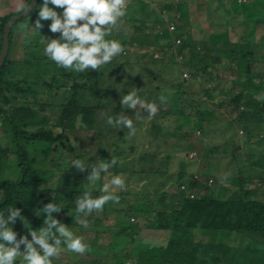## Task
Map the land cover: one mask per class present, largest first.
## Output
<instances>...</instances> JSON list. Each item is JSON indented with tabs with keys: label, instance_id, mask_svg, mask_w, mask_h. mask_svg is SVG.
<instances>
[{
	"label": "trees",
	"instance_id": "16d2710c",
	"mask_svg": "<svg viewBox=\"0 0 264 264\" xmlns=\"http://www.w3.org/2000/svg\"><path fill=\"white\" fill-rule=\"evenodd\" d=\"M48 1L39 0L28 17L15 23L8 38L9 52L0 68V129L9 139L5 148L0 146V209L18 213L17 221L23 228L17 232L26 228V235L18 240L23 249L29 252L31 241L27 237L34 232L37 240L46 243L41 252L50 264H67V254L60 250L52 253L51 249L58 247V237L64 240L67 236L62 222H68L69 230H72L71 224L77 227L79 242H83L81 235L85 231L93 234L83 256L87 264L93 258L90 264H103L107 260L116 264L114 260L118 256L121 264H146L147 257L155 251L161 252L159 264H264V165L262 162L260 166L248 164L250 156L242 152L258 156L251 152L255 146L251 142V122L247 116L264 124V35H256L253 29L256 24L264 25V11L255 3L258 1L264 9V0L248 1L247 7L256 12L248 10L246 14L240 12L245 8L240 0L207 2L210 15L216 16L218 11L224 10L227 12L225 25L237 23L243 29L241 35H236L235 45L230 43L227 32L207 36L204 33L207 31L199 30L202 37L193 39L188 5L194 0H170L157 9L150 8L157 16L156 21H151V14L142 19L122 13L125 23L120 30L116 29L114 38L110 34L104 36L111 48L139 46L155 49L162 55L165 50L170 53L164 62L150 57L147 62L136 65L128 64L129 55L121 63L111 57L106 62L90 64L83 61L59 64L50 55L44 57L41 51L47 46L41 42L44 35L41 26ZM98 1L101 5L93 8L104 11L114 8L107 6L105 0ZM121 1L128 3L129 0H111L114 4ZM31 2L15 0L12 3L15 15L27 9ZM175 5L181 7H175L176 12L182 10L185 15L180 12L179 21L171 22L176 28L170 34L160 22H164V12H173L171 7ZM68 6L65 5L67 11ZM77 7L75 4L71 12L79 11L80 16H84L86 5ZM11 17L0 16V54L3 29ZM246 21L247 25L241 23ZM20 26L35 28V39L26 43L33 49L35 61L23 62L34 67L30 74L17 69L24 66L21 63L12 72L17 63L9 60L14 34ZM91 33L83 34L90 37ZM71 37L65 44H70ZM178 56L182 57L181 61H177ZM124 68L126 71L122 74ZM218 69L237 77L227 86L229 91L220 86ZM22 71L24 76H20ZM185 72L189 79L183 78ZM142 73L149 82L143 81ZM219 95L226 98L221 100ZM200 96L229 113L233 111L235 120L227 121V126L222 123L215 126L209 116L218 115V112L214 114L215 110ZM256 106L258 111L253 110ZM179 122L191 133L180 129ZM239 125H243L240 136L235 131ZM253 126L257 128L258 125ZM75 131L79 135L72 137L70 134ZM171 139L174 141L169 144ZM82 140L94 142L97 150L93 151ZM216 140H222L221 144L214 147L207 144ZM30 151L34 157L30 156ZM166 151L170 154L159 155ZM98 153L104 156L100 166L81 168L85 161L96 162ZM174 153L188 156L195 153L193 159H186L195 161L197 167L188 172L185 159L180 157L178 162L184 167L171 175L167 166ZM214 155L218 156L215 161ZM11 156H15L14 180L5 169ZM143 161L148 162L147 168L139 167ZM129 165L133 168L127 176L122 174L125 181L119 178V173ZM46 171L48 175L58 174L54 185H46V179H41ZM106 176L119 180L118 192L105 185ZM162 179L166 182L163 187L166 191L156 188L159 195L151 199L150 181L160 186ZM219 180L231 182L233 197L240 198L238 203L221 196L223 186ZM217 181L221 188H217L218 197L214 198L212 187ZM139 183L142 184L137 189L135 185ZM181 186H185L194 198L185 195ZM198 194L203 196L197 197ZM202 203H215L229 209L224 210V214L227 212L225 221L220 213L199 219L196 227L201 230L202 238L209 239L206 244L194 241L197 235L190 229L193 227L178 223L182 206ZM234 204L240 206L239 214L234 211ZM230 211L234 212V219ZM132 212L151 215L150 224L141 229L142 218L129 217ZM130 218L132 221L125 223ZM28 228L33 231L28 233ZM220 230H227L241 239L236 238L238 244L229 246L231 237L219 236ZM110 233L114 242L97 246L98 240L103 242ZM212 237L215 243L210 241ZM5 238L6 235L0 233V244ZM117 238L121 240L118 246L115 245ZM114 246L120 247L119 255ZM100 248H107V254ZM28 259L25 263L6 259L1 264H29Z\"/></svg>",
	"mask_w": 264,
	"mask_h": 264
},
{
	"label": "rangeland",
	"instance_id": "374dc122",
	"mask_svg": "<svg viewBox=\"0 0 264 264\" xmlns=\"http://www.w3.org/2000/svg\"><path fill=\"white\" fill-rule=\"evenodd\" d=\"M15 0H0V16H9V15H15L16 12V8L12 5V3ZM170 0H129V2L122 8L121 11L116 10L117 12H119V14H117V18H111L112 16V11L113 9L110 8L111 10L104 11L103 9L97 10L94 9L92 6L89 5V7L84 8V14L86 16V20L89 21L90 19H92V17H95V24L96 22L98 23H106V26L110 27L112 26L111 23H121L123 21V16L122 13L126 14V16H128L127 14H129V16L134 17L138 16L139 18L142 19H147L148 15L151 14L152 20L151 21H156L157 16H154V13L152 12V8L157 9L159 6L162 5L163 2H166ZM209 0H194L193 4L188 5V10H189V19L188 21L190 22V27L189 29L191 30L193 35V39L198 40L199 38L202 37V34L199 33V30H203L207 31L204 32L205 34H207V36L216 34V35H220L222 33L227 32L229 34V38H230V43L232 45H235L237 43V38L239 35H241L243 33V29L240 28V26L237 25H225V15L227 14V12H225L224 10H220L218 11V15L213 16L210 15L209 9L207 8L208 2ZM228 2V0H226ZM241 3H244L242 5H245V8L242 9L240 12L243 14H246V11L250 10L253 12H256L255 10H253L252 8L247 7L248 1L250 0H240ZM62 0H53L44 15V22L42 27L43 30V37L41 42L43 44H46V48H42V53L45 56H49L51 58L54 59L55 63H59V64H64V63H68V62H75V63H80L81 61H83L86 64H90V63H99L102 61L106 62V59H110L114 53H116L115 58L117 59V62H122L125 61L127 57H125L126 55L128 56V64L129 65H136L137 63L141 62V61H148V59L150 57H153L154 60L156 61H163L165 59L168 58L169 54L168 52H166V50L164 51L165 55H162V53L157 52L155 49V51H148L147 47H139L137 46L136 48H131L129 46H121L122 48L116 50L114 48H111V43L110 41H107L105 39V37L101 34H104L103 31L100 28L96 29V32L91 33L90 37H87V35L83 34V33H88L90 32L94 27V24H92V22L86 23V25L84 24H77V23H81V19L77 18L76 14L79 12H76L75 15H65L61 12L62 10ZM172 3H174V1H172ZM256 3V7L260 10H263V7L259 4L258 1L255 2ZM69 7L74 8L75 5V1H70L68 2ZM180 8L181 7H177V5L171 7L173 12H165L164 13V17L166 19V21H162L161 20V27L165 28L168 30L167 25L168 23L171 22H177L179 21L180 17V12L183 13L185 15V11H180L176 12V8ZM147 8H151L149 11H146ZM97 10V11H96ZM175 10V11H174ZM227 10H229V8H227ZM87 11V12H86ZM176 12V13H175ZM208 13H209V18H208ZM179 14V16L177 15ZM187 15H188V11H187ZM110 16V17H109ZM122 16V18H121ZM253 16V15H252ZM183 17V15L181 16ZM255 16L252 17V19H254ZM107 19H110L109 21H107ZM97 20V21H96ZM111 22V23H109ZM125 22V21H124ZM175 22V23H176ZM175 23L174 24L175 26ZM244 25H247V21L246 22H241ZM232 24H235V22H232ZM260 24H256V26L253 28L255 31V34L260 36L261 34L264 35V25ZM248 26H251L250 24H248ZM247 26V27H248ZM252 27V26H251ZM121 28V25H120ZM176 28V27H175ZM116 29L119 30V28L116 26ZM127 30V29H126ZM249 30V29H248ZM35 28L34 27H27L26 26H20V28L18 29V31L14 34V45L13 48L11 50L10 56H9V60L11 62H15L17 63V65L12 69V72L15 71V69L18 67V63L23 64V62H33L35 61V57H34V53L32 52L33 49L28 48V46L26 45L27 41L31 39H35L36 33L34 32ZM115 31L109 30L110 35L113 37L115 36ZM169 32V31H168ZM174 32V31H173ZM173 32H169L170 34H172ZM247 31H244V33ZM238 35V36H236ZM72 36V37H71ZM68 37H71V42L70 44H65V41ZM100 41L97 43H90L93 39L96 38H100ZM114 38V37H113ZM112 41L116 42V39H112ZM113 43V42H112ZM59 44V45H57ZM61 45V46H60ZM118 47H120L119 41L117 42ZM60 46V47H59ZM90 46H92V48H90ZM125 49V51L123 50ZM123 50V53L122 51ZM121 51V53H120ZM156 53L157 57H154L153 54ZM141 56H145L144 58ZM177 56V55H176ZM125 58V59H124ZM178 58V57H177ZM177 61H181V59L179 58V60L177 59ZM49 62V61H48ZM51 62V61H50ZM185 63V62H184ZM183 63V64H184ZM141 64V63H140ZM24 66H20L19 68H17L18 70H26L27 74H30L32 70H35L34 67H32L29 63H27L26 65L23 64ZM91 66V65H90ZM142 65H140L141 67ZM89 67V66H87ZM221 69L224 68V66H220ZM172 69H175L174 66H172ZM226 69V68H225ZM224 69V70H225ZM87 69H84V71ZM126 71V68L123 69L122 74H124V72ZM144 72V71H141ZM188 76L187 79H189V74L187 72H185ZM217 73L219 74V83L220 86L222 87V89L224 88L226 91H229L227 88V86L231 85V82L233 80H235L237 77H233L231 76V74H226L227 72L222 71L220 69L217 70ZM24 72L22 71L20 73V76H24L23 75ZM124 76V75H123ZM142 79L143 81L149 82L146 80V75H144V73H142ZM186 79V78H184ZM244 79V78H243ZM242 79V80H243ZM191 80V79H190ZM240 80V81H242ZM196 87H198V85H196ZM229 88V87H228ZM165 89V88H164ZM220 89V87H219ZM234 91V90H231ZM204 102H206L207 104L209 103L211 109L215 110V112H218V115L215 114L213 117L209 116L212 119V122L215 123V126L218 125H222L223 124H227V121H232L235 120V114L233 115V111H231V113L227 112L226 109H224L223 107L220 108L218 104H214V102H210L208 101L205 96H200ZM220 97L221 100L225 99L226 96H222L219 95L218 98ZM228 99V98H227ZM229 100V99H228ZM219 102V101H218ZM253 110L258 111V106H256ZM219 117V118H217ZM252 118H255L253 116H247V120L250 121L251 126L249 128L251 135L250 137H252L251 142H253L255 149L251 150V152L253 151L254 153H256V155L258 154L257 157H254L253 155L250 154L249 151H242L243 154L249 155L250 158L248 159L247 163L248 164H252L254 166H260V162H262V164L264 165V124L262 123H258L256 120H252ZM180 123V122H179ZM253 124H257V128H254ZM185 127V126H184ZM182 126V124L180 123V129H182L184 132H187L188 134H190L191 132L187 131V128H184ZM216 128V127H215ZM243 130V125H239V127L235 130L238 135H242V131ZM181 130V131H182ZM172 133V132H171ZM197 133V132H196ZM76 134H78L77 131L71 133L70 135L73 137ZM79 135V134H78ZM82 137H84V134H81ZM86 139H90V137H86ZM174 140L171 139L169 140V144H171ZM83 144H85L86 146H91V149L93 151H96V145L94 142L92 141H84L82 140ZM222 140H216L213 141L212 143H208L209 145H211L212 147H214V145L218 146V144H221ZM9 144V139L6 138L4 136V133H2L1 129H0V146L2 148H5L7 145ZM141 147V146H140ZM82 147L80 146L78 149L80 150ZM217 149V148H216ZM126 150V149H125ZM163 151H165V148L162 149ZM167 154H170L168 151L165 152H161L159 155L164 157ZM30 156H33L32 151H30ZM178 157V158H177ZM183 158L185 159V163L187 166V171L188 172H193L194 169L197 167V164L195 161L192 160H187L188 159H193L195 157V153H191L189 154V156L185 153H181V154H177L174 153L171 156L170 161L168 162V170L170 171V173H172L171 175H175V173H177L180 169H182L184 166L183 164L179 161L178 159ZM215 157V155L213 156ZM96 162H89V161H85L84 163H81V168L82 169H87L88 167H98L100 166V161L101 159L104 160V156L102 153H98V157L96 158ZM218 159V156H216L214 158V161ZM255 160V161H254ZM125 161H129L126 160ZM188 162V164H187ZM15 156H11L9 162L6 164L5 169H7V171L9 172L8 176L10 178H12L13 180L16 177L15 174ZM105 164V163H104ZM148 162L147 161H143L141 164H139V167H145L147 168ZM92 167V168H93ZM126 168V166H125ZM133 168L132 165H129V168L127 170H120L119 173V178H123L126 181V177H124V175H122L123 173L126 174V176L129 174L130 170ZM37 169V166H36ZM38 170V169H37ZM58 174L53 172L50 175H48L47 171L44 174H41V179H46L44 181V184L46 185H54L55 184V180L57 178ZM164 179L161 180V183L159 184L160 186L157 185L156 181L151 180L150 181V187H151V194L149 195L151 199H154L156 197H158V193L155 191L156 188H158V190H164L166 191V188L164 189L163 187H165L166 182H163ZM105 185H107L110 189H112L114 192H118L120 186L119 180H116L114 176H111L110 178L106 176V178L104 179ZM163 182V183H162ZM219 182L222 184L221 186H223V188L220 187V185L218 184V181L216 182L217 184H215L212 187L213 190V197L216 198L218 197V193L219 190L217 189L218 187L221 188V196H223V198L227 201H232V203H238L239 201V197L234 198L233 194H234V187L230 186L231 182L227 181L225 183H223L221 180H219ZM144 183V182H143ZM142 183H139V185H135L137 189L140 188ZM228 188L227 190H225V188ZM136 189V190H137ZM201 196H203V194H201ZM198 196L197 197H201ZM235 205V204H234ZM240 206L239 205H235L234 207V211L236 213L239 214L240 212ZM230 208V207H229ZM224 210L229 211L228 208L225 207H218L215 203L212 204H196L191 206L190 204H186L185 206H182L181 212L179 214L178 217V223L182 226H191L193 228H190L192 230H194V232H196V237L194 239V241L196 243H207V241L209 239L207 238H202V233L201 230L196 227V224H199V219L204 218L210 214L213 215H218V213H220L221 215H223V220L225 221V216L227 214V212L224 214ZM206 211H209L206 214ZM231 212V219H234L235 214L233 211ZM129 217H134L135 219L138 218L140 220V218L142 219L140 220V228L144 229L146 225L150 224L151 222V215H147V214H143L141 212H132ZM130 218V219H131ZM126 220L125 223H129L132 221L131 220ZM18 213H12L9 211H3L2 209H0V229L2 231H0V233H2L3 236L6 235L5 241L3 243L0 244V264L3 262V260L8 259V261H16V262H21V263H25V259L28 257V255H30V258L28 259V263L29 264H50L47 260V257L44 253H42L41 251H43L46 248V243L43 242L41 239L37 240V238L34 235V232H32L30 234V236L28 237L29 240L31 241L28 244V249L29 252L27 253V251H25L23 249V247L21 245H23L22 243L18 242V240L20 241V236L19 233H16L19 229L21 230V228H23V224H19L18 223ZM63 224V228L67 231V236L64 237V240H62L61 237H58V239L56 240L57 242H59L58 247L57 248H52L51 252L52 253H57L59 250L61 252H64L65 254L68 255V259L66 261L67 264H87V262L85 261V251L88 250V246L90 245V243L92 242V238H93V234L90 231H85L83 235H81L83 242H79L78 237H79V231L77 232V227L72 225V230H69V223L68 222H62ZM15 230V232H14ZM19 230V231H20ZM25 230V229H24ZM71 232H69V231ZM65 231V234H66ZM219 236H227L231 237V240L228 242L229 246H232L233 244L236 245L238 244V240L236 238H240V236H235L232 234H229V232L227 230H220L217 232ZM241 239V238H240ZM114 239L111 236V233L109 234V236L107 238L102 240H98L97 246L100 247H104L103 245H108L110 242H112ZM211 242L215 243L216 239L215 238H211L210 239ZM114 242V241H113ZM121 243V240L117 238V243L115 245H119ZM103 244V245H102ZM63 245V246H62ZM86 246V248H84ZM115 247V251L117 252V254L119 255L121 250L120 247ZM35 250L41 252V253H36ZM123 250V249H122ZM100 251L103 254H107L108 250L107 248H100ZM114 251V250H113ZM32 252V253H31ZM23 253V254H22ZM36 253V254H33ZM161 257V252L160 251H155L152 252L148 257H147V263L146 264H159V258ZM90 260H94L90 259ZM90 260L88 261V264H90ZM106 261V260H105ZM114 262L116 264H121L122 260L121 257H115ZM103 264H110V260H107L106 262H104Z\"/></svg>",
	"mask_w": 264,
	"mask_h": 264
},
{
	"label": "clouds",
	"instance_id": "9594fccd",
	"mask_svg": "<svg viewBox=\"0 0 264 264\" xmlns=\"http://www.w3.org/2000/svg\"><path fill=\"white\" fill-rule=\"evenodd\" d=\"M53 0H49L48 1V6H49V4L52 2ZM63 1V3H62V9H63V6L65 7V5H68V2H70V1H72V0H62ZM129 2V1H128ZM38 3H39V1H38ZM105 3L107 4V6H110V7H114V9H113V11H112V16L113 17H115V18H117V14H119V12H117L116 10V7L115 6H118L119 8H123L127 3L126 2H119V3H112L111 2V0H105ZM75 4H76V6H78L77 8L79 9V8H82V6L84 5H86V7H89V5L90 6H96V8L98 7V6H100L101 4H99V1L98 0H88V1H81V0H75ZM37 6H38V4H37ZM48 6H47V8H48ZM69 8V7H68ZM67 8V9H68ZM96 8H94V9H96ZM149 9V8H148ZM47 10V9H46ZM64 10L65 11H67L65 8H64ZM98 10V9H97ZM96 10V11H97ZM150 10V9H149ZM61 12H62V10H61ZM165 13V12H164ZM110 17V16H109ZM92 18H95V17H92ZM121 18H122V16H121ZM162 19L164 20V21H166V19H165V17H164V14L162 15ZM92 22V24H94V26L95 25H98L99 23L98 22H96V24H95V21L93 20V19H90L88 22ZM97 21V20H96ZM123 23H125L124 21H122L121 23H119V24H116L115 23V25L119 28V30L121 29L120 28V25H122ZM112 24V23H111ZM159 28V27H158ZM96 29L97 28H95V31H96ZM102 31H103V33L104 34H101V35H103V36H107L106 34H110V32L108 31V30H103V29H101ZM114 30H116V29H113V30H111V32L112 31H114ZM92 32V31H91ZM100 39H101V37H100ZM100 39L99 38H96V39H93L90 43H97V42H99L100 41ZM90 48H92V46H90ZM155 51L154 49H148V51ZM123 53V52H122ZM116 56V53H114V55L112 56V57H115ZM153 56L154 57H156L157 56V54L156 53H154L153 54ZM179 57H181V56H178V60H179ZM182 58V57H181ZM182 60V59H181ZM31 231H33L31 228H28V233L29 232H31ZM17 233H19V236H20V241H21V239H22V237H24L25 235H26V228H25V230H23V231H21V232H17ZM30 236V235H29ZM28 236V237H29ZM27 237V238H28ZM28 258H30V256H28ZM6 260V259H5ZM5 260H3V262L5 261Z\"/></svg>",
	"mask_w": 264,
	"mask_h": 264
},
{
	"label": "water",
	"instance_id": "95a60500",
	"mask_svg": "<svg viewBox=\"0 0 264 264\" xmlns=\"http://www.w3.org/2000/svg\"><path fill=\"white\" fill-rule=\"evenodd\" d=\"M39 0H32L30 6L25 9L24 11L12 16L6 23L4 29H3V35H2V42H1V54H0V68L5 62V59L9 52V35L10 32L15 25L17 21H19L22 18L28 17L32 11H34L37 7Z\"/></svg>",
	"mask_w": 264,
	"mask_h": 264
},
{
	"label": "crops",
	"instance_id": "0c3cea01",
	"mask_svg": "<svg viewBox=\"0 0 264 264\" xmlns=\"http://www.w3.org/2000/svg\"><path fill=\"white\" fill-rule=\"evenodd\" d=\"M69 7V6H68ZM64 6H63V9H62V13L63 14H65V15H70V14H72V15H75L74 13H72L71 11H73V10H75V9H73L72 7H69L68 8V11H65L64 10ZM77 16V18H80L81 19V24H85L86 25V23H91V21L90 22H88L87 20H86V16L84 15V16H80V14L78 13V14H76ZM111 18H115V17H113V16H111ZM84 20H86L85 22H84ZM110 19H107V21H109ZM84 22V23H83ZM109 23H111V22H109ZM77 24H79V23H77ZM117 24V23H116ZM95 28H100V29H103V30H113V29H116V25H115V23H112V26H110V27H108V26H106V23H104V24H102V23H99L98 25H95L94 26ZM92 32H96L95 31V29L93 28L92 30H91Z\"/></svg>",
	"mask_w": 264,
	"mask_h": 264
},
{
	"label": "built area",
	"instance_id": "2783aa9c",
	"mask_svg": "<svg viewBox=\"0 0 264 264\" xmlns=\"http://www.w3.org/2000/svg\"><path fill=\"white\" fill-rule=\"evenodd\" d=\"M177 15L179 16V14H177ZM178 18H179V17H178ZM167 28H168V31H169V32H173V31H175V26H174V24H172V23H168ZM177 43H179V40L177 41ZM156 57H157V56H156ZM179 58L181 59V57H179ZM183 78H186V79L188 78V76H187L186 73L183 74ZM180 190L183 191V193H184L185 195L189 196L190 199H193V198H194V195H193L192 193H190V192L186 189L185 186H181V187H180ZM127 264H129V263H127Z\"/></svg>",
	"mask_w": 264,
	"mask_h": 264
}]
</instances>
